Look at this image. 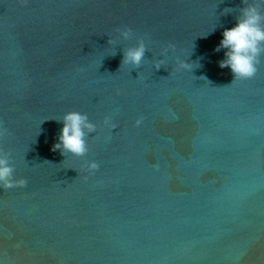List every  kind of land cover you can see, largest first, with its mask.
I'll return each instance as SVG.
<instances>
[{"label":"water","instance_id":"water-1","mask_svg":"<svg viewBox=\"0 0 264 264\" xmlns=\"http://www.w3.org/2000/svg\"><path fill=\"white\" fill-rule=\"evenodd\" d=\"M255 3L0 0V264H264V51L216 50Z\"/></svg>","mask_w":264,"mask_h":264},{"label":"clouds","instance_id":"clouds-1","mask_svg":"<svg viewBox=\"0 0 264 264\" xmlns=\"http://www.w3.org/2000/svg\"><path fill=\"white\" fill-rule=\"evenodd\" d=\"M258 3L250 4L242 11V18L231 28L222 32V39L217 51L226 49V59L219 62L221 68L228 67L237 79L251 78L255 75L258 57L264 51V27L261 26L264 15L261 14ZM144 55V47L130 50L127 58L138 64ZM94 126L87 122V117L79 112H69L64 117V124L60 131L59 143L54 148H63L76 155H82L86 151L84 142V128L91 130ZM95 163L90 165L95 169ZM27 184L25 179H14L13 168L9 164L6 154L0 153V188L11 189L23 187Z\"/></svg>","mask_w":264,"mask_h":264}]
</instances>
